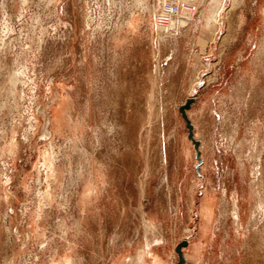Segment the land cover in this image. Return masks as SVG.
Instances as JSON below:
<instances>
[{"label":"rangeland","instance_id":"1","mask_svg":"<svg viewBox=\"0 0 264 264\" xmlns=\"http://www.w3.org/2000/svg\"><path fill=\"white\" fill-rule=\"evenodd\" d=\"M131 3L0 0V264H264V0Z\"/></svg>","mask_w":264,"mask_h":264},{"label":"bare ground","instance_id":"2","mask_svg":"<svg viewBox=\"0 0 264 264\" xmlns=\"http://www.w3.org/2000/svg\"><path fill=\"white\" fill-rule=\"evenodd\" d=\"M51 0H46V2H50ZM162 1V0H161ZM168 0H163V2H167ZM191 1L193 0H179V7L176 11L170 13L164 5L159 6V4H154V14H151V8L148 3V0H132L131 6L128 8L127 15L123 18V20L118 22V29H126L134 30L139 27V25H143L145 29V33L154 34L162 37L163 32H169V29L175 28L176 26H181L185 24V8L190 6ZM216 2V6L213 7V11L211 15L209 14V18H214V21H218V13L222 4V0H214ZM236 0H232L234 4ZM184 2V4H183ZM211 6V5H210ZM136 9L139 10L138 14L135 15ZM189 9V8H188ZM187 9V10H188ZM156 11V14H155ZM207 13V12H206ZM186 16V17H185ZM161 18L166 19L161 22ZM214 22V23H215ZM18 81V77L15 75L9 76L7 80V85L9 88L13 89L16 82ZM10 89V92H11ZM58 106V104H57ZM59 123V122H58ZM56 125V123H54ZM234 205L237 206V200L235 199ZM235 214H237V210L235 208ZM211 211L209 207L207 210H204L203 216H205L208 220L211 219ZM68 255V254H67ZM66 260V259H65ZM130 262L132 264H164L163 259L156 251L155 247H152L149 242L140 248L135 249L132 256H130ZM70 263V259H67L66 262H58L57 264H68ZM50 264H53L52 262ZM56 264V263H54Z\"/></svg>","mask_w":264,"mask_h":264},{"label":"water","instance_id":"3","mask_svg":"<svg viewBox=\"0 0 264 264\" xmlns=\"http://www.w3.org/2000/svg\"><path fill=\"white\" fill-rule=\"evenodd\" d=\"M192 100H193V98H188V99L186 100V102H185L183 105H181V106L179 107V110H180V112H181L183 118H184L185 121H186V124H187L188 130H189L188 137H189V138L192 140V142L194 143L195 148H197V146H198V144H199V141H197V140H195V139L193 138V125L190 123L189 119H188L187 116H186V112H185V110L189 108V106H190ZM185 244H186V242L183 241V242L179 243V244L176 246V248H175V250L177 251L178 256H179V261H178L177 264H184V259H183V256H182L181 247H182L183 245H185Z\"/></svg>","mask_w":264,"mask_h":264},{"label":"built area","instance_id":"4","mask_svg":"<svg viewBox=\"0 0 264 264\" xmlns=\"http://www.w3.org/2000/svg\"><path fill=\"white\" fill-rule=\"evenodd\" d=\"M164 8H166L170 13L177 10L180 3L179 0H168L167 2H163ZM166 19L161 18V22L165 21Z\"/></svg>","mask_w":264,"mask_h":264}]
</instances>
